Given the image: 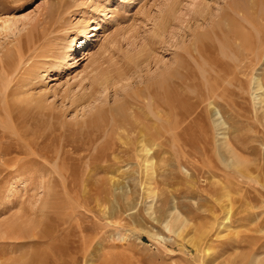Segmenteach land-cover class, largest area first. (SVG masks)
Wrapping results in <instances>:
<instances>
[{
  "label": "rangeland",
  "instance_id": "374dc122",
  "mask_svg": "<svg viewBox=\"0 0 264 264\" xmlns=\"http://www.w3.org/2000/svg\"><path fill=\"white\" fill-rule=\"evenodd\" d=\"M16 217L0 264H264V0H0Z\"/></svg>",
  "mask_w": 264,
  "mask_h": 264
},
{
  "label": "bare ground",
  "instance_id": "6f19581e",
  "mask_svg": "<svg viewBox=\"0 0 264 264\" xmlns=\"http://www.w3.org/2000/svg\"><path fill=\"white\" fill-rule=\"evenodd\" d=\"M202 43H203V41H202ZM165 80V79H164ZM166 84H167V82H166ZM165 84V85H166ZM155 86V85H154ZM151 88V87H150ZM155 88H158V86H156ZM155 88H153V89H149V87H148V92H147V97H148V99H147V101H148V103L151 105V108H154V109H152V113H151V115H152V117H148L149 119H147V121H151L152 123H154V120L155 119H159L160 118V115H159V112L157 111V107L159 106V104H157V105H154L152 102L154 101V100H156L157 99V95H156V89ZM159 97V96H158ZM141 101V100H140ZM145 102V101H144ZM174 104V103H173ZM142 105V104H141ZM147 106V105H146ZM170 114V113H169ZM140 118H142V117H140ZM140 118H138V119H140ZM175 118V117H174ZM137 119V120H138ZM117 119H115V121H116ZM135 120H136V118H135ZM126 123H128V122H126ZM141 122H139V124H140ZM144 123V122H143ZM142 123V124H143ZM150 123V122H149ZM155 125V124H154ZM141 126V125H140ZM139 126V127H140ZM145 126V125H144ZM142 127V126H141ZM146 127V126H145ZM140 130V129H139ZM159 130H158V128L156 129V132H155V134H154V136H153V138H157V136H158V134H159V132H158ZM168 131H169V129H168ZM142 133H143V130H142ZM152 134V133H151ZM26 135V134H25ZM144 136V133L142 134V137ZM159 138V137H158ZM30 141H31V139H30ZM143 141H146L145 139L144 140H142V142ZM29 143V142H28ZM144 144V143H143ZM29 145H30V143H29ZM38 145H40V144H38ZM142 148V147H141ZM143 148H145V147H143ZM37 149H40L39 147L37 148ZM149 149V148H148ZM147 149V150H148ZM9 153V152H8ZM37 154V153H36ZM32 157V156H31ZM49 158V157H48ZM27 159H29V158H26V160ZM152 159H154V158H152ZM28 164V163H27ZM12 166H14V164L12 165ZM149 166H150V169L151 168H153L154 167V164H153V160H152V164L150 163L149 164ZM9 167V166H8ZM21 167V166H20ZM26 169V168H25ZM154 170V169H153ZM152 173V172H151ZM153 174V173H152ZM155 174V173H154ZM44 207H45V205H44ZM47 208V207H46ZM34 210V209H33ZM41 213V212H40ZM18 219H19V221H18ZM19 222H21V223H24L25 222V219H23L22 217H16L14 220H12V222H11V225L8 227V228H6L5 229V231H3L2 233L3 234H1L0 235V237L1 238H4L5 236H8V234H9V232L15 227V226H17L18 224H19ZM18 223V224H17ZM42 226V225H41ZM7 227V226H6ZM11 227V228H10ZM29 228V227H28ZM43 228V227H42ZM27 230V232H29V231H31L30 229H26ZM34 232V231H33ZM33 232H30V233H27V236H25V238H28V239H33V238H35L36 237V234L34 235V233ZM44 234V235H43ZM47 234H49V233H47V227L45 228H43L42 229V231H41V233L38 235V237L40 238L41 236H45V235H47ZM20 235V234H19ZM48 241V240H47ZM35 250V249H34ZM33 262V261H32Z\"/></svg>",
  "mask_w": 264,
  "mask_h": 264
}]
</instances>
